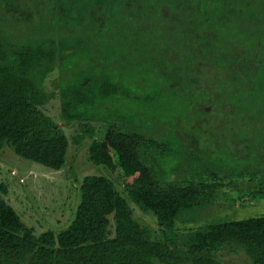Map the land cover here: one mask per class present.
Masks as SVG:
<instances>
[{"label": "trees", "instance_id": "obj_1", "mask_svg": "<svg viewBox=\"0 0 264 264\" xmlns=\"http://www.w3.org/2000/svg\"><path fill=\"white\" fill-rule=\"evenodd\" d=\"M21 1L0 0V149L12 147L20 158L61 170L69 139L45 110L59 97L61 121H77L90 134L89 160L112 178L84 177L75 218L58 233L36 234L0 199V264H233L217 256L230 246L242 248L249 264H264V216L175 229L178 219L211 205L220 188L238 184L209 170L198 181L161 171L182 128L174 127L170 139L167 130L112 122L96 138L92 124L82 120L83 109L92 110L100 99L117 102L127 88L119 68L136 66L147 74L160 69L154 85L163 96L180 91L185 77L209 83L198 103L201 123L182 122L190 137L195 130L264 129L262 0H42L50 17L30 31L37 14ZM55 72L58 93L47 86ZM171 81L176 90L168 88ZM207 105L220 115L207 117ZM202 140L210 145L213 137ZM261 143L254 149L264 151ZM253 172L248 182L259 187L251 184L248 196L264 198V181ZM134 208L151 215L156 227L136 217Z\"/></svg>", "mask_w": 264, "mask_h": 264}, {"label": "rangeland", "instance_id": "obj_2", "mask_svg": "<svg viewBox=\"0 0 264 264\" xmlns=\"http://www.w3.org/2000/svg\"><path fill=\"white\" fill-rule=\"evenodd\" d=\"M40 1L42 3V0H22L20 3L27 11L37 14L34 21L27 27L29 31L32 26L41 28L42 21H48L50 17L49 8H44ZM23 27L25 29V26ZM157 73H161L158 68L149 74L145 72V69L136 66L133 69L130 66L119 68L117 76L126 81L128 89L124 86L121 88L118 103L111 97L107 100L100 99L99 101L103 103L93 107L92 110L83 109L87 114L82 120L92 124V129L95 130L94 137H102L107 126L112 122L126 124L131 122L136 128L144 124L147 130L153 127L154 131L167 130L169 131L167 138L170 139L176 136L174 133L177 132L173 133L175 128L180 127L182 129L178 130L184 135L181 136L182 139L178 136L180 141L177 139V142L172 144L175 153L167 156L161 171L163 170L167 175L172 173V177L178 176L186 178L185 180L198 181L207 178V170H209L218 173V177H226L227 183H238L237 188L233 184L220 188L216 200L204 208L202 213L198 211L184 215L186 217L184 219H178L175 229L180 232L217 222L264 216V198L250 200L248 196L254 191L253 188L251 189V184L255 183L256 188L259 187L257 182H248L250 177L248 172L254 171L255 177L264 181V151L254 149L256 143H260L261 140V146L264 145V129L230 128L225 132L218 131L214 134L200 133L195 130L190 137L189 131L185 130L182 122H191L193 125L201 123L204 113L199 110L198 103L205 94L207 95L211 87L206 84L208 82H205L203 77H185L186 79L181 80L183 88L181 84H178L180 91L175 95L165 96L164 94L163 96L162 87L154 85V77ZM89 74L90 72L85 76L88 78ZM140 80L144 83H140ZM236 80L239 81L237 78ZM171 82H173V88L171 86L168 88L170 87L172 91L176 85H174L175 81ZM59 85L60 76L55 72L47 79V86L58 93ZM136 96L141 98L138 99ZM246 105L248 107L249 99ZM210 107L206 106L209 111L212 109L210 114L206 115L207 117L212 114L220 115L215 107ZM226 108L229 109L230 106ZM45 110L55 121L61 123L69 139L66 163L61 170H53L42 164L20 158L12 147L5 146L0 149V199L11 205L19 213L23 222L34 228L36 234L47 230L58 233L70 226L81 201L80 186L85 176L103 174L112 178L106 168L89 160L88 148L93 140L90 134L84 133L77 121L69 124L61 121L59 97L52 99ZM94 112L95 116L92 115ZM233 113H229L228 117L236 120V115ZM206 137H213L210 145L202 140ZM240 143L246 144L240 145ZM244 145L250 146L246 148L243 147ZM258 155L263 159L261 164ZM117 186L120 190L122 189L120 184L117 183ZM134 213L146 224L156 227L151 215L144 214L138 208H134ZM217 256L225 263H250L249 257L242 248L235 246L221 250Z\"/></svg>", "mask_w": 264, "mask_h": 264}, {"label": "flooded vegetation", "instance_id": "obj_3", "mask_svg": "<svg viewBox=\"0 0 264 264\" xmlns=\"http://www.w3.org/2000/svg\"><path fill=\"white\" fill-rule=\"evenodd\" d=\"M115 3H116V0H115Z\"/></svg>", "mask_w": 264, "mask_h": 264}]
</instances>
